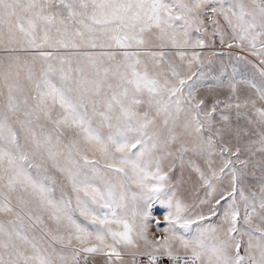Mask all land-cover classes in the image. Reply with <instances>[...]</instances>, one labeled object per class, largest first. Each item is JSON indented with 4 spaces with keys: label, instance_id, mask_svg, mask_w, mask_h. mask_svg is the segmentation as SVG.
<instances>
[{
    "label": "snow or ice",
    "instance_id": "6c2138e0",
    "mask_svg": "<svg viewBox=\"0 0 264 264\" xmlns=\"http://www.w3.org/2000/svg\"><path fill=\"white\" fill-rule=\"evenodd\" d=\"M0 264H264V0H0Z\"/></svg>",
    "mask_w": 264,
    "mask_h": 264
}]
</instances>
